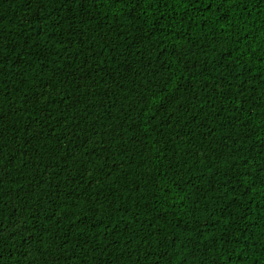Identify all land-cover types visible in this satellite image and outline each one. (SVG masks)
<instances>
[{
	"label": "trees",
	"instance_id": "obj_1",
	"mask_svg": "<svg viewBox=\"0 0 264 264\" xmlns=\"http://www.w3.org/2000/svg\"><path fill=\"white\" fill-rule=\"evenodd\" d=\"M0 264H264V0H0Z\"/></svg>",
	"mask_w": 264,
	"mask_h": 264
},
{
	"label": "snow or ice",
	"instance_id": "obj_2",
	"mask_svg": "<svg viewBox=\"0 0 264 264\" xmlns=\"http://www.w3.org/2000/svg\"><path fill=\"white\" fill-rule=\"evenodd\" d=\"M0 227H2V224H0Z\"/></svg>",
	"mask_w": 264,
	"mask_h": 264
}]
</instances>
